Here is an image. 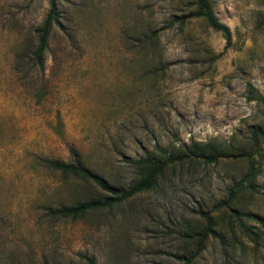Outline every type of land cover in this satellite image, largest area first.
<instances>
[{
	"label": "rangeland",
	"instance_id": "1",
	"mask_svg": "<svg viewBox=\"0 0 264 264\" xmlns=\"http://www.w3.org/2000/svg\"><path fill=\"white\" fill-rule=\"evenodd\" d=\"M231 44L202 18L176 17L195 0H57L37 66L36 29L49 0H0V264H181L209 211V237L192 264H264V196L242 191L232 207L257 242L214 208L243 176L244 157L208 162L200 152L250 150L264 129V0H209ZM84 164L109 184L138 179L134 161L168 162L157 185L112 208L58 218L46 207L103 198L94 183L45 160ZM256 157L264 191V137Z\"/></svg>",
	"mask_w": 264,
	"mask_h": 264
},
{
	"label": "trees",
	"instance_id": "2",
	"mask_svg": "<svg viewBox=\"0 0 264 264\" xmlns=\"http://www.w3.org/2000/svg\"><path fill=\"white\" fill-rule=\"evenodd\" d=\"M189 18H202L208 26L213 30L221 33L225 40L224 50L231 44V32L229 27L221 22L216 16L209 0H195V9L190 13L176 17L181 23H184ZM60 24V13L57 7V0H49V8L42 24L36 29L37 43L32 52V60L37 66L43 63L44 52L48 46V38L54 25ZM264 104V98L259 96ZM264 137V129H250V150H240L238 152L213 150L207 153L202 151L198 156L208 162L217 161L221 156L244 157L247 160L246 171L243 176L234 185L228 188L226 198L220 200L214 208H227L230 210L229 223L236 224L240 231L247 237L257 242L258 234L250 230L244 223V219H252L261 221L262 219L256 214L243 211L232 207L233 202L238 194L242 191H250L252 193H261L264 196V191L260 190L256 184V178L261 173V163L256 157L259 149L260 139ZM179 155L169 156L167 159H158L154 156L147 155L134 161L138 168V179L131 185L118 188L112 186L108 181L87 167L81 160L78 153H75V158L71 162H66L61 159H47L45 163L61 172L65 176L77 177L94 183L106 196L103 198H91L73 204H60L56 207L47 206V214L58 218H79L92 211H99L112 208L119 205L137 194L153 189L158 182V178L164 172L168 162L179 159ZM202 216L201 228L196 232V240L193 249L188 255L181 256V264H192L194 259L200 254L205 246V242L209 237L223 241V234L215 228V223L209 211H198ZM84 264H96L94 255L83 254Z\"/></svg>",
	"mask_w": 264,
	"mask_h": 264
}]
</instances>
